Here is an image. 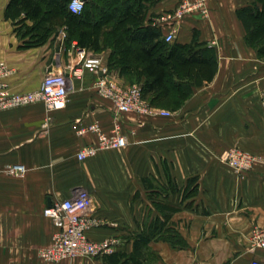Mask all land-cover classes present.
I'll use <instances>...</instances> for the list:
<instances>
[{
    "label": "crops",
    "instance_id": "obj_1",
    "mask_svg": "<svg viewBox=\"0 0 264 264\" xmlns=\"http://www.w3.org/2000/svg\"><path fill=\"white\" fill-rule=\"evenodd\" d=\"M11 1L0 0V62L12 70L7 83L13 92L38 90L48 73L80 68L84 55L100 58L118 85L142 87L144 78L122 74L110 63L113 50L101 40L99 49L78 44L60 4L24 0L21 10L8 16ZM185 2L200 4L178 21L160 22ZM140 4L144 23L160 27L164 37L174 31V42L187 45L197 33L199 42L212 49L215 74L211 77L208 64L190 63L177 79L189 90L177 109L172 98L185 92L147 95L149 105L170 116H117L114 101L98 92L96 74L86 70L72 75L60 110L47 112L42 103L0 110V264H47L39 251L51 246L56 228L43 211L77 190H86L94 202L97 225L88 231L89 239L118 241L107 255H130L138 236L163 223L147 244L146 264H264V249L251 243L253 231L264 228V41H250L238 16L243 8L261 10L263 4ZM50 7L59 10L50 14ZM94 124L106 133L119 126L129 144L80 159L85 148L98 144L97 134L80 133ZM234 148L256 157L243 175L222 160ZM15 165L25 167L22 177L7 173ZM169 229L178 232L186 247L174 248L160 239L158 232ZM52 264L109 263L102 256Z\"/></svg>",
    "mask_w": 264,
    "mask_h": 264
},
{
    "label": "trees",
    "instance_id": "obj_2",
    "mask_svg": "<svg viewBox=\"0 0 264 264\" xmlns=\"http://www.w3.org/2000/svg\"><path fill=\"white\" fill-rule=\"evenodd\" d=\"M59 1L50 0V3L60 4V13L67 18L70 29L73 28L70 34H74L81 47L99 49L98 41L101 40L104 47L112 48L110 63L120 67L122 74H135L137 79H145L142 85L144 99L153 91L159 97L166 96L171 90H175V93L185 92L172 98L170 104L177 109L183 96L189 95L187 87L177 79L178 76L182 77L185 69L189 70L190 63L210 65L211 77L216 72V60L214 55H210L212 49L206 43L199 42L197 33L187 45L166 42L160 27L144 23L145 7L140 0H87L83 12L78 15L68 10L69 0ZM260 1L263 4L261 10L254 6L238 12L249 40L256 43L264 41V0ZM24 2L27 1L12 0L6 14L9 16L11 11L18 13ZM59 9L50 7V14ZM173 75L176 77L173 78ZM144 182L147 184L149 181L146 179ZM162 226L163 223H156L151 230L138 236L130 255L113 253L104 257L109 264H146L147 244ZM158 233L160 239L168 240L174 248L186 247L185 241L175 230Z\"/></svg>",
    "mask_w": 264,
    "mask_h": 264
},
{
    "label": "built area",
    "instance_id": "obj_3",
    "mask_svg": "<svg viewBox=\"0 0 264 264\" xmlns=\"http://www.w3.org/2000/svg\"><path fill=\"white\" fill-rule=\"evenodd\" d=\"M87 0H69L68 10L72 14H81ZM196 4L183 3L177 10L166 14L160 22L167 20L178 21L183 18L188 10L199 6ZM168 43L175 40V32L165 36ZM80 68H71L68 73H48L42 86L33 92H13L7 78L11 76L12 70L5 62H0V110L20 108L32 104L42 103L47 112L60 110L65 106L66 97L71 85L72 75L80 76V71L86 70L96 74V88L100 95L111 98L115 105V114L135 113L149 116H170L166 110L156 109L149 105L143 97L141 86H120L107 76V70L103 67L102 60L95 56H82L79 63ZM264 103V97H263ZM93 132L98 136L97 146L85 148L80 154V159L94 156L98 150L120 149L129 144V139L121 132L119 126L110 133L104 132L97 124L80 130V133ZM226 162L238 175L250 171L256 163V157L238 148L230 149L222 155ZM11 176L22 177L26 173L23 166L15 165L7 169ZM92 196L86 190H77L70 198L55 202L46 207L43 214L50 219L56 231L52 238L51 246L39 251L42 260L49 263H59L65 260H74L81 257H102L114 251L118 244L117 240L108 239L100 243L92 242L87 233L97 225V220L92 216ZM251 243L254 248L264 249V228L255 229L251 235ZM251 264H262L252 262Z\"/></svg>",
    "mask_w": 264,
    "mask_h": 264
},
{
    "label": "rangeland",
    "instance_id": "obj_4",
    "mask_svg": "<svg viewBox=\"0 0 264 264\" xmlns=\"http://www.w3.org/2000/svg\"><path fill=\"white\" fill-rule=\"evenodd\" d=\"M46 263H47V262H46ZM47 264H52V263H49V262H48Z\"/></svg>",
    "mask_w": 264,
    "mask_h": 264
}]
</instances>
